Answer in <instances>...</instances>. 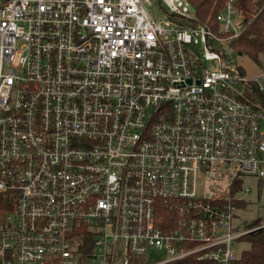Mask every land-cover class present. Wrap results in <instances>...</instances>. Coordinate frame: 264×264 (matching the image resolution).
I'll return each mask as SVG.
<instances>
[{
	"label": "built area",
	"instance_id": "built-area-1",
	"mask_svg": "<svg viewBox=\"0 0 264 264\" xmlns=\"http://www.w3.org/2000/svg\"><path fill=\"white\" fill-rule=\"evenodd\" d=\"M216 20L191 25L188 0H0V264L239 258L229 193L264 176V112L238 95L264 73L229 55L236 1Z\"/></svg>",
	"mask_w": 264,
	"mask_h": 264
},
{
	"label": "trees",
	"instance_id": "trees-1",
	"mask_svg": "<svg viewBox=\"0 0 264 264\" xmlns=\"http://www.w3.org/2000/svg\"><path fill=\"white\" fill-rule=\"evenodd\" d=\"M196 12L197 21L191 25L207 24L214 28L218 27L216 20L217 14L223 10L229 0H188ZM236 5L244 12L245 29L239 38L232 39L229 47L239 55H246L255 62H261L264 59V0H235ZM169 18L176 21L174 14ZM187 23V22H184ZM242 100L252 103L255 109L264 112V91H261L258 85L253 84L246 87L243 94L238 95ZM242 191V178L238 176L230 188L231 197L238 196ZM239 197V196H238ZM238 208L245 205L242 199L236 200ZM13 207V197L10 194H0V217ZM170 211L161 206L157 211V217L163 219L169 218ZM164 226V224H163ZM259 222H253L248 228L249 232L238 241H246L250 248L240 253L239 258L233 264H264V227ZM179 264H217L215 261H198L194 258H188Z\"/></svg>",
	"mask_w": 264,
	"mask_h": 264
},
{
	"label": "rangeland",
	"instance_id": "rangeland-1",
	"mask_svg": "<svg viewBox=\"0 0 264 264\" xmlns=\"http://www.w3.org/2000/svg\"><path fill=\"white\" fill-rule=\"evenodd\" d=\"M148 11L155 18H163L165 12L159 11L158 3L148 5ZM229 55L233 59L234 64L249 78H257L264 73V59L259 63L253 61L246 55H239L232 49H228ZM213 62H205L207 67L214 66ZM264 83V80H263ZM245 91V89H244ZM242 191L239 197L245 201L243 207L238 208V213L234 218V225L238 230L247 231L253 222H259L264 227V176L242 175ZM201 185V183H200ZM235 247L240 254L242 251L250 248V244L246 241H238ZM167 253L159 249H149L146 253L145 264H154L167 258Z\"/></svg>",
	"mask_w": 264,
	"mask_h": 264
}]
</instances>
